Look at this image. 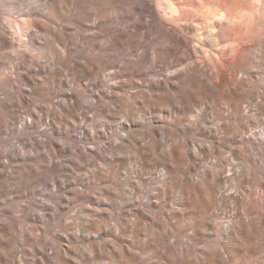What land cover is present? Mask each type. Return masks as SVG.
<instances>
[{
  "label": "clouds",
  "instance_id": "9594fccd",
  "mask_svg": "<svg viewBox=\"0 0 264 264\" xmlns=\"http://www.w3.org/2000/svg\"><path fill=\"white\" fill-rule=\"evenodd\" d=\"M0 264H264V0H0Z\"/></svg>",
  "mask_w": 264,
  "mask_h": 264
}]
</instances>
